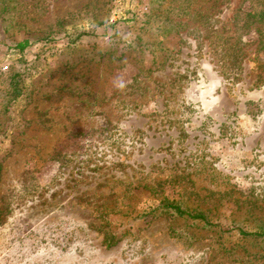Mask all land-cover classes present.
Listing matches in <instances>:
<instances>
[{
	"label": "rangeland",
	"instance_id": "rangeland-1",
	"mask_svg": "<svg viewBox=\"0 0 264 264\" xmlns=\"http://www.w3.org/2000/svg\"><path fill=\"white\" fill-rule=\"evenodd\" d=\"M254 6L0 0V264H264Z\"/></svg>",
	"mask_w": 264,
	"mask_h": 264
},
{
	"label": "trees",
	"instance_id": "trees-1",
	"mask_svg": "<svg viewBox=\"0 0 264 264\" xmlns=\"http://www.w3.org/2000/svg\"><path fill=\"white\" fill-rule=\"evenodd\" d=\"M7 8L4 7L3 13L6 12ZM242 16V17H241ZM241 17V18H239ZM236 19V28L237 30H248L249 32H256L260 37L264 35V7H252V10L244 11L239 8V10L235 14ZM55 37H45L42 40H55ZM263 41V40H261ZM2 42L7 45L10 48H16L19 51L23 52L28 47H30L33 43L31 39H25L24 41L18 42V43H10L6 37L4 36ZM236 56H240V54H236ZM240 59V57L238 58ZM238 59H235V61H238ZM240 62V61H239ZM17 74L14 75L11 79V82L9 84V96L10 101H14L18 99L23 94V87L21 85V81L17 79ZM0 174H1V165H0ZM164 207L168 208L170 210H174L177 213L181 215H187L188 217L195 219V220H203L206 224H210V221L206 217V215L202 213H192L191 211L185 210L180 202L176 201H167L164 202ZM219 226V225H218ZM242 234H244L247 237H253V238H264V228L260 231L256 232H248L244 231L241 228L238 229Z\"/></svg>",
	"mask_w": 264,
	"mask_h": 264
}]
</instances>
